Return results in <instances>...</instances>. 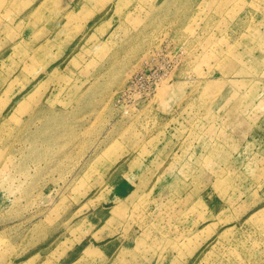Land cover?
<instances>
[{
    "label": "rangeland",
    "instance_id": "1",
    "mask_svg": "<svg viewBox=\"0 0 264 264\" xmlns=\"http://www.w3.org/2000/svg\"><path fill=\"white\" fill-rule=\"evenodd\" d=\"M0 264H264V0H0Z\"/></svg>",
    "mask_w": 264,
    "mask_h": 264
},
{
    "label": "crops",
    "instance_id": "2",
    "mask_svg": "<svg viewBox=\"0 0 264 264\" xmlns=\"http://www.w3.org/2000/svg\"><path fill=\"white\" fill-rule=\"evenodd\" d=\"M96 15H98V14H101V13H99L98 11H96V13H95Z\"/></svg>",
    "mask_w": 264,
    "mask_h": 264
}]
</instances>
